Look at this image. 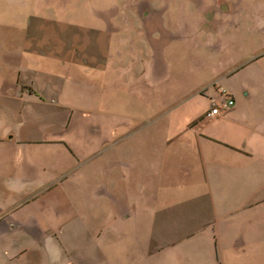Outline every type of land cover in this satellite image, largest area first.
I'll list each match as a JSON object with an SVG mask.
<instances>
[{"label":"rangeland","instance_id":"1","mask_svg":"<svg viewBox=\"0 0 264 264\" xmlns=\"http://www.w3.org/2000/svg\"><path fill=\"white\" fill-rule=\"evenodd\" d=\"M262 35L264 0H0V85L17 80V67L33 91L56 86V127L71 123L74 139L81 115L96 131L83 155L98 151L105 133L126 146L159 143L210 106L217 70L231 63L239 74L262 59ZM181 194L171 227L157 220L150 230L142 218L136 230L120 231L110 216L109 236L96 238L113 241L104 248L109 264H264V241L257 257L236 254L229 232L227 255L218 248L214 256L212 199Z\"/></svg>","mask_w":264,"mask_h":264},{"label":"crops","instance_id":"2","mask_svg":"<svg viewBox=\"0 0 264 264\" xmlns=\"http://www.w3.org/2000/svg\"><path fill=\"white\" fill-rule=\"evenodd\" d=\"M260 58L239 74L231 63L217 70L210 106L173 138L126 146L105 133L100 149L84 155L96 132L90 119L74 116L73 139L71 123L56 127V102L49 100L56 86L33 91L13 67L17 80L0 85V264H109L104 248L113 241L96 238L109 236L110 216L120 231L136 230L142 218L150 230L157 220L171 227L185 190L212 199L214 256L218 248L227 255L229 232L236 254L257 257L264 241V52ZM220 88L235 105L210 116L211 102L226 99ZM171 125L164 134H172Z\"/></svg>","mask_w":264,"mask_h":264},{"label":"built area","instance_id":"3","mask_svg":"<svg viewBox=\"0 0 264 264\" xmlns=\"http://www.w3.org/2000/svg\"><path fill=\"white\" fill-rule=\"evenodd\" d=\"M220 92L226 97V99L219 104L215 102L212 103L213 108L210 112V116H220L235 105V99L229 96V92L227 89L220 88Z\"/></svg>","mask_w":264,"mask_h":264}]
</instances>
